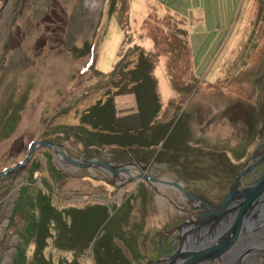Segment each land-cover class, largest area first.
I'll use <instances>...</instances> for the list:
<instances>
[{"label": "rangeland", "instance_id": "1", "mask_svg": "<svg viewBox=\"0 0 264 264\" xmlns=\"http://www.w3.org/2000/svg\"><path fill=\"white\" fill-rule=\"evenodd\" d=\"M261 140L264 0H0V172L77 163L0 177V264H164L200 208L143 175L215 206Z\"/></svg>", "mask_w": 264, "mask_h": 264}, {"label": "water", "instance_id": "2", "mask_svg": "<svg viewBox=\"0 0 264 264\" xmlns=\"http://www.w3.org/2000/svg\"><path fill=\"white\" fill-rule=\"evenodd\" d=\"M39 145L50 147L55 153L63 157L67 163L77 164L55 149L50 143L38 141L30 145L27 157L21 163L0 172V177L22 166L28 160L33 146ZM263 158L264 154L249 158L235 176L225 196L215 206L203 203V212L176 228L177 247L169 256L161 259L162 261L166 262V264H200L216 260L248 229L249 218L256 216L264 218V212L261 211L264 210V169L252 184L242 188L238 187L241 178ZM80 165L82 167L98 166L114 175L120 172L127 174L125 167H114L101 161L86 160ZM143 176L150 182L175 187L188 200L192 199L195 200L194 202H199L197 198L189 195L183 189L182 184L163 179H153L145 174ZM190 238H193V241H190Z\"/></svg>", "mask_w": 264, "mask_h": 264}, {"label": "flooded vegetation", "instance_id": "3", "mask_svg": "<svg viewBox=\"0 0 264 264\" xmlns=\"http://www.w3.org/2000/svg\"><path fill=\"white\" fill-rule=\"evenodd\" d=\"M262 154H264V140H261V142H259L256 145L253 153L250 156V159L253 158L254 156H259ZM260 167L262 169L259 172ZM263 169H264V158L257 165H255L246 175L252 174L251 176H255V180H256L258 177L256 175V172L258 171L259 172L258 175H260ZM243 177L241 178V181L239 183L238 186L239 188L244 187L243 184L241 183ZM173 190L179 191V189L177 190V188ZM187 193L198 199L199 202H194L195 200L192 199L188 200L187 198H184L185 203L188 204L191 208H195V207L200 208L199 210H197V213L203 212L202 209V206L204 205L203 203L209 205L208 202L203 201L200 197L194 196L189 192ZM178 195L180 197L184 196L183 193H181L180 191ZM218 202H216L215 204H217ZM209 206H214V205H209ZM261 211L264 212V210ZM197 213L193 215L191 212H189L188 216L194 218V216L198 215ZM248 221H249L247 225L248 229L244 231L237 238V240L232 244V246L229 247V249H227L225 253L221 255L220 258L207 263H200V264H264V218L256 216L249 218ZM189 240L193 241V238H190ZM164 264H166V262Z\"/></svg>", "mask_w": 264, "mask_h": 264}, {"label": "trees", "instance_id": "4", "mask_svg": "<svg viewBox=\"0 0 264 264\" xmlns=\"http://www.w3.org/2000/svg\"><path fill=\"white\" fill-rule=\"evenodd\" d=\"M124 134H126V132H125ZM124 137H125V135H124ZM124 137H123V135H121L120 140L125 139ZM156 142H157V140L155 139V141H153L151 144H148L147 147H149V146H151V145H154ZM115 143H116V142H115ZM116 144H117V146H119V147H126V146H127V144H125V142H122V141H120L119 144H118V143H116ZM10 167H13V166H9L8 168H10ZM6 169H7V168H6ZM3 170H5V169H3ZM18 256H19V257H18L17 263H18V264H22V261L24 260V253L21 252Z\"/></svg>", "mask_w": 264, "mask_h": 264}]
</instances>
